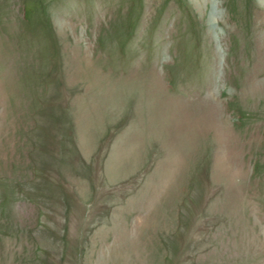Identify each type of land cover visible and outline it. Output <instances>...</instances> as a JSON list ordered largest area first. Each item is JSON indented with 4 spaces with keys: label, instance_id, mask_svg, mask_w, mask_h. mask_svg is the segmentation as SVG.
<instances>
[{
    "label": "rangeland",
    "instance_id": "374dc122",
    "mask_svg": "<svg viewBox=\"0 0 264 264\" xmlns=\"http://www.w3.org/2000/svg\"><path fill=\"white\" fill-rule=\"evenodd\" d=\"M0 264H264V0H0Z\"/></svg>",
    "mask_w": 264,
    "mask_h": 264
}]
</instances>
